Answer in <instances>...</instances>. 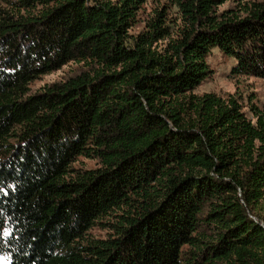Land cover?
Returning <instances> with one entry per match:
<instances>
[{"label":"trees","instance_id":"trees-1","mask_svg":"<svg viewBox=\"0 0 264 264\" xmlns=\"http://www.w3.org/2000/svg\"><path fill=\"white\" fill-rule=\"evenodd\" d=\"M149 1L0 0V264H264V107L195 94L264 0Z\"/></svg>","mask_w":264,"mask_h":264},{"label":"rangeland","instance_id":"rangeland-1","mask_svg":"<svg viewBox=\"0 0 264 264\" xmlns=\"http://www.w3.org/2000/svg\"><path fill=\"white\" fill-rule=\"evenodd\" d=\"M152 4V0H150L144 6V16L150 11L149 9ZM229 5L230 3H226L220 8L225 9ZM141 25L142 23L139 22L135 31H138ZM207 61L212 70V74L196 89L195 94L212 93L223 98L238 94L241 98V104L244 106V112L246 114H248L247 112L250 101L256 103L260 107H264V80L254 77H230V71L236 63L233 58L223 56L218 48L212 50ZM71 69L72 67H70V65H66L59 71L40 77L32 82L30 86L32 90H36L44 84H48V82L62 78L64 75L68 74ZM93 165V162L86 163V166L89 167H93Z\"/></svg>","mask_w":264,"mask_h":264}]
</instances>
